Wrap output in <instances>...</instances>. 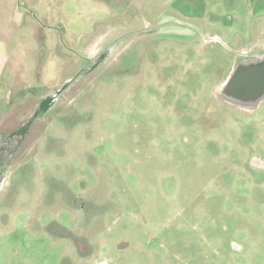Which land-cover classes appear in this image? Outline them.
<instances>
[{"label": "rangeland", "instance_id": "obj_1", "mask_svg": "<svg viewBox=\"0 0 264 264\" xmlns=\"http://www.w3.org/2000/svg\"><path fill=\"white\" fill-rule=\"evenodd\" d=\"M0 49V264H264V96L222 91L264 0H0Z\"/></svg>", "mask_w": 264, "mask_h": 264}, {"label": "flooded vegetation", "instance_id": "obj_2", "mask_svg": "<svg viewBox=\"0 0 264 264\" xmlns=\"http://www.w3.org/2000/svg\"><path fill=\"white\" fill-rule=\"evenodd\" d=\"M264 57V52L261 54H251L242 56L237 60L229 73L225 83L223 84L222 91H257L264 86V62L256 63L258 59ZM261 65V66H260ZM42 102V101H41ZM23 128V127H22ZM21 127L11 133L10 136L20 135ZM6 147H0V156L4 155Z\"/></svg>", "mask_w": 264, "mask_h": 264}, {"label": "water", "instance_id": "obj_3", "mask_svg": "<svg viewBox=\"0 0 264 264\" xmlns=\"http://www.w3.org/2000/svg\"><path fill=\"white\" fill-rule=\"evenodd\" d=\"M99 59H97V61H95L92 65V67L96 66V64L98 63ZM256 63H262L264 62V57H261L260 59L256 60ZM261 66V65H260ZM67 82L64 83L58 90H57V94L66 86ZM224 93L227 95L228 98H230L232 101L238 103V104H243V105H247V106H252L255 105L263 96H264V86L262 88H260L257 91H236L235 92H230V91H224ZM49 98H46L44 100H42V102L39 104L38 109L34 112L33 116L27 121V123L21 127L20 131L22 132L21 134L24 133V130L29 126L30 120H32V118H34L39 111H45L46 108H48V102ZM50 105V104H49ZM3 159V156H0V161Z\"/></svg>", "mask_w": 264, "mask_h": 264}, {"label": "crops", "instance_id": "obj_4", "mask_svg": "<svg viewBox=\"0 0 264 264\" xmlns=\"http://www.w3.org/2000/svg\"><path fill=\"white\" fill-rule=\"evenodd\" d=\"M6 54L0 49V73L2 71V68L6 62Z\"/></svg>", "mask_w": 264, "mask_h": 264}]
</instances>
